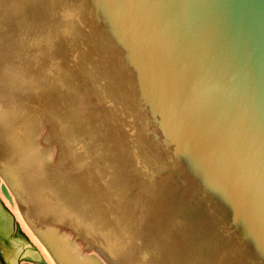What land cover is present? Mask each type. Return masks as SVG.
Here are the masks:
<instances>
[{"label": "water", "instance_id": "obj_1", "mask_svg": "<svg viewBox=\"0 0 264 264\" xmlns=\"http://www.w3.org/2000/svg\"><path fill=\"white\" fill-rule=\"evenodd\" d=\"M0 175L58 264H264V0H0Z\"/></svg>", "mask_w": 264, "mask_h": 264}, {"label": "bare ground", "instance_id": "obj_2", "mask_svg": "<svg viewBox=\"0 0 264 264\" xmlns=\"http://www.w3.org/2000/svg\"><path fill=\"white\" fill-rule=\"evenodd\" d=\"M0 194L3 195L1 190H0ZM8 206L10 208V211H12L17 223L20 226V228L23 230V232L26 234V236L30 239V241L37 248L36 252L40 256V258H43L46 261L47 264H54V261L50 258V256L44 250V248L42 247V245L38 241L37 237L33 234V232L30 229V227L26 224V222L22 219V217L18 214V212L14 209V207L10 203H8ZM8 264H9V262H8Z\"/></svg>", "mask_w": 264, "mask_h": 264}, {"label": "rangeland", "instance_id": "obj_3", "mask_svg": "<svg viewBox=\"0 0 264 264\" xmlns=\"http://www.w3.org/2000/svg\"><path fill=\"white\" fill-rule=\"evenodd\" d=\"M10 215H11V217L14 219L15 223L18 225V223H17L16 220H15V217L13 216L12 211H11ZM19 230H20V229H19ZM20 231H21V230H20ZM21 233H22V235L27 239V241L32 245V247H33L34 249L37 250V248H36L35 245L30 241V239H29L26 235H24V233H23L22 231H21Z\"/></svg>", "mask_w": 264, "mask_h": 264}, {"label": "flooded vegetation", "instance_id": "obj_4", "mask_svg": "<svg viewBox=\"0 0 264 264\" xmlns=\"http://www.w3.org/2000/svg\"><path fill=\"white\" fill-rule=\"evenodd\" d=\"M2 207L4 208V207H6V206L3 205ZM3 211H4V209H3ZM0 225H2V223H0ZM3 259H4V258H3V253H2V251H1V249H0V264L3 263Z\"/></svg>", "mask_w": 264, "mask_h": 264}]
</instances>
